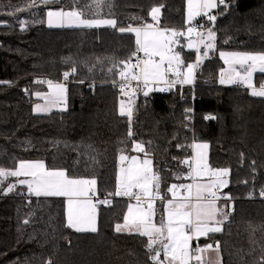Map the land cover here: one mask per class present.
<instances>
[{"label":"trees","instance_id":"obj_1","mask_svg":"<svg viewBox=\"0 0 264 264\" xmlns=\"http://www.w3.org/2000/svg\"><path fill=\"white\" fill-rule=\"evenodd\" d=\"M27 2L0 0V167L14 169L20 161H44L49 169H67L75 178L95 176L98 194L104 197L115 190L120 149L137 154L131 147L132 140H138L151 150L154 170L162 177L161 194L170 197L167 187L190 181L176 176L186 177L189 171L181 161L192 157L191 145L208 143V163L231 169L223 195L233 197L236 210L223 232L198 243L219 241L222 264H260L264 258V198L258 195L264 187V97H253L251 89L239 84H220L219 72L226 64L219 52L264 51V0H226L230 7L215 22L216 50L197 69L195 83L177 85L168 93L150 92L146 98L138 92L131 124L119 115L120 101L128 98L112 83L118 76L107 69L112 67L108 58L123 60L134 50V34L107 27H48L47 10H67L68 0L33 13L8 14ZM160 4L164 5L162 27L187 28L186 0H111V14L104 8L100 18H114L121 27L141 23L133 18L154 23L149 10ZM19 20L28 21L26 30H21ZM181 44L186 45L183 37ZM182 56L186 64L195 63L194 50L185 47ZM68 57L76 62L77 73L65 81L66 110L38 113L35 105L40 98L35 93L47 87L36 81L64 82L63 73L71 68L65 63ZM254 83H264V73L258 72ZM189 108L194 110L191 123L187 122ZM210 116L215 119H207ZM129 128L134 134L131 139ZM253 188L254 196L249 198ZM128 203L113 196L111 206L98 205L97 233L76 232L66 226L63 197L28 196L27 189L18 185L0 195V264H46L48 259L53 264H150L146 237L115 231Z\"/></svg>","mask_w":264,"mask_h":264},{"label":"snow or ice","instance_id":"obj_2","mask_svg":"<svg viewBox=\"0 0 264 264\" xmlns=\"http://www.w3.org/2000/svg\"><path fill=\"white\" fill-rule=\"evenodd\" d=\"M59 3L61 0H28L25 7L13 8L8 14L24 11L33 13L41 6ZM186 3V23L190 26L185 30L160 25L163 4L152 6L149 10L154 23L143 22L142 18H133L141 19V23L138 26L130 23L121 27L114 18H100L104 8L111 14V0H68L71 7L67 10L65 7L47 10L46 22L48 27H107L121 34H134V50L123 60L108 58L112 67L107 69L110 75L118 76V81L113 79L112 83L128 98L127 102L120 101L119 115L127 117L131 124L132 105L138 92L146 98L150 92L169 91L177 85H193L197 69L208 58L209 52L216 50L215 22L230 4L226 0H186ZM217 9L219 11L214 12ZM198 17H203L207 23L194 25ZM18 22L21 30H26L24 26L28 21ZM182 37L187 39L186 45L181 44ZM185 47L195 51V63H185L182 56ZM140 53H143V57ZM219 56L228 65L219 72L220 84H239L251 89L253 97H264V83L257 87L253 82L255 73H264V51H221ZM65 63L71 64L70 71L63 73V79L67 81L69 77L75 76L77 67L71 57L66 58ZM97 63L103 61L98 59ZM91 70L89 68V71ZM36 83L47 84L50 91L35 93L37 98L45 100L43 105L36 104L35 111L48 112L52 107L66 106V83L54 84L52 80H37ZM158 85L163 87H157ZM61 110H66V107ZM207 119L215 117L210 116ZM133 135L129 128L128 138L131 139ZM121 143L124 144V141ZM88 147L91 149V146ZM177 147L181 148L183 145L178 144ZM191 147L195 150V155L181 161L189 171L186 177L177 174L176 179L187 178L192 183H172L166 189L170 198L161 194L162 177L159 170H154L151 150L146 148L145 142L138 140H132L131 147V151L137 155L125 154L126 147L120 149L121 166L116 177L115 190L106 193L103 199L98 198V181L95 176L75 178L68 174L67 169H49L43 161H20L19 166L14 169L0 167V195L13 192L18 185H26L28 196L64 197L67 203L66 226L76 232L91 233L99 231L98 205L111 206L110 197H126L129 200L127 213L123 216V223L115 224V231L146 237L145 248L150 264H222L219 241H215V246L208 243L203 247L198 242L201 237L207 238L210 234L223 232L225 223L230 222V217L236 210L233 197L230 194L222 196V189L230 183L231 169L214 168L208 163L207 143H193ZM139 154H143L142 157ZM90 159L92 163H98L95 157ZM251 168L255 173V160L251 161ZM10 177L16 178L15 182L5 183ZM254 179L255 177L253 181ZM242 183L248 184V181L244 180ZM254 192L253 188V191L249 192V198L254 196ZM258 195L264 198V187L259 189ZM221 199L225 201L224 204L219 203ZM157 201L163 206L159 221ZM24 223L29 221L25 220ZM193 241L197 242L195 248L192 246ZM210 252L215 253V258L208 255ZM46 264H53L52 259H48ZM260 264H264V258Z\"/></svg>","mask_w":264,"mask_h":264},{"label":"crops","instance_id":"obj_3","mask_svg":"<svg viewBox=\"0 0 264 264\" xmlns=\"http://www.w3.org/2000/svg\"><path fill=\"white\" fill-rule=\"evenodd\" d=\"M55 28H61V27H55ZM227 66H228V65H226V68H227ZM257 73H258V72H257ZM257 73L254 74L253 82H255V75H256ZM53 83L55 84V83H65V82L53 81ZM45 85H46L47 89H46L44 92H42V93H48V92L50 91V89L48 88L47 84H45ZM229 85H232V84H229ZM255 85H256V84H255ZM66 99H67V93H66ZM42 100H43V99H39V101H38V103L40 102L39 104H41V105H43ZM58 107H59V106L52 107L51 110L48 111V112H38V113H49V112H51V111L57 110ZM195 143H203V142H195ZM207 144H208V143H207ZM208 145H209V144H208ZM194 155H195V150L193 149L192 157H193ZM208 156H209V148H208ZM192 157H191V158H192ZM27 161H40V160H27ZM43 162H44V161H43ZM44 163H45V162H44ZM18 166H19V165H18ZM21 178L23 179V177H21ZM189 183H192V181L190 180ZM21 186H24V187L27 189V186H26V185H21ZM224 189H225V188H224ZM224 189H222V196H223V191H224ZM219 203H220V202H219ZM66 216H67V207H66ZM157 221H159V220L157 219ZM121 223H123V222H121ZM203 238H205V237H201L200 239H203ZM195 244H197V242H196V241H193V244H192L193 248H195ZM200 246L203 247L204 245H200ZM220 252H221V250H220ZM208 255H209L210 257H212V258H215V253L210 252V253H208ZM162 256H163V255H162ZM221 257H222V255H221ZM222 263H223V259H222Z\"/></svg>","mask_w":264,"mask_h":264},{"label":"built area","instance_id":"obj_4","mask_svg":"<svg viewBox=\"0 0 264 264\" xmlns=\"http://www.w3.org/2000/svg\"><path fill=\"white\" fill-rule=\"evenodd\" d=\"M200 23H206V20L203 17H199L198 20L195 22L194 25H198ZM139 55L141 57H143V53H140ZM45 80H48V79H45ZM52 81H54V80H52ZM64 82H65V80H64ZM133 84H135V82H133ZM169 91H171V90H169ZM169 91H165L164 93H168ZM189 109L191 110L190 112L189 111H186V114H187V122L188 123H191V122L194 121V116H193L194 110H193V108H189ZM189 109H187V110H189ZM98 198L99 199H103L104 197L99 195ZM115 198H123V199L128 200V198H126V197H115ZM110 199L113 200V197H110Z\"/></svg>","mask_w":264,"mask_h":264},{"label":"rangeland","instance_id":"obj_5","mask_svg":"<svg viewBox=\"0 0 264 264\" xmlns=\"http://www.w3.org/2000/svg\"><path fill=\"white\" fill-rule=\"evenodd\" d=\"M214 12H215V10H214ZM199 18V17H198ZM198 18H197V20H198ZM196 20V21H197ZM196 21H194V24H195V22ZM188 26H190V25H188ZM187 26V27H188ZM194 38V37H193ZM186 44H187V39H186ZM203 50V49H202ZM228 67V66H227ZM157 87H163V85H158ZM158 92H160V91H158ZM126 102H127V100H125ZM42 102H43V104L45 103V100L43 99L42 100ZM40 103V102H39ZM39 103H37V104H39ZM36 106V105H35ZM59 109H62V108H65V105H59V107H58ZM51 110V109H50ZM49 110V111H50ZM132 117L134 116V104L132 105ZM132 155H137V154H132ZM139 155H141V157H142V155L143 154H139ZM127 163V162H126ZM64 198V197H63ZM166 198H170V197H166ZM65 199V201H66V198H64ZM66 207H67V203H66ZM156 207H157V211H158V216H157V219L159 220V213H161V212H163V206H162V203L160 202V201H157V204H156ZM215 246V245H214Z\"/></svg>","mask_w":264,"mask_h":264},{"label":"water","instance_id":"obj_6","mask_svg":"<svg viewBox=\"0 0 264 264\" xmlns=\"http://www.w3.org/2000/svg\"><path fill=\"white\" fill-rule=\"evenodd\" d=\"M119 164H120V161H119ZM121 165V164H120Z\"/></svg>","mask_w":264,"mask_h":264}]
</instances>
